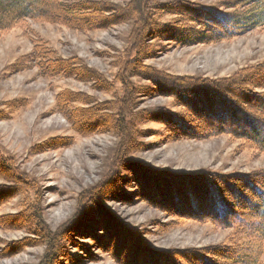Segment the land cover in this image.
I'll return each instance as SVG.
<instances>
[{
  "label": "rangeland",
  "instance_id": "rangeland-1",
  "mask_svg": "<svg viewBox=\"0 0 264 264\" xmlns=\"http://www.w3.org/2000/svg\"><path fill=\"white\" fill-rule=\"evenodd\" d=\"M150 1H181L225 12L244 8L243 5L232 9L221 7L227 0ZM173 18L164 16L160 20ZM133 34L136 30L128 21L108 29L81 31L59 22L27 19L0 36V153L13 159L11 165L16 169L13 168V176H18L14 183L13 178L0 177V185L7 193L15 184L23 188V192L0 207V217L20 213L30 217L18 229L0 227V264H120L108 249H116L111 237L107 241L113 247L105 243L101 225L95 224L99 212L109 213L117 221L118 215L123 222L145 230L141 240L146 239L157 251L223 248L222 244L228 243L233 229L212 222L181 220L134 196L133 186L119 184L128 177L124 170L128 157L147 166L138 167L139 175L145 172L165 177L170 172L242 175L264 170V153L243 140L226 134L204 140H175L165 125L144 119L152 113L150 110L167 108L180 112L183 109L175 105L172 97L142 90V87H154L144 76H130L118 67L127 38ZM151 42L154 49L165 46L158 57L143 59L156 76L171 74L216 83L242 70L264 65V27L192 46L168 45L160 40ZM32 52L36 53L32 55ZM74 57L97 70L101 80H78L66 77L65 73L54 76L39 73L41 63L49 58L71 60ZM18 62L21 63L19 70L12 66ZM135 72L142 73L140 69ZM261 72L264 75V66ZM123 76L126 85L120 81ZM103 86L106 89H100ZM207 97L218 100L212 108L225 105L216 93H208ZM233 105L230 101L223 108L228 109L230 116L245 119ZM117 108L132 135L120 137L115 134L116 130L106 128L78 130V125L92 128L91 115L96 114L94 120L101 122V116L118 114ZM112 126L116 127L114 123ZM56 139L62 143L50 148L51 140ZM123 141L125 146L139 144L140 149L129 151L132 147L123 148ZM126 148L129 149L125 152ZM113 175L116 181L113 183L118 190L126 189L129 199L116 200L113 195L107 198L108 192H117L113 185L103 186L101 191L105 189V192L97 191ZM153 180L151 189L160 185V179ZM25 183L30 186L24 187ZM111 187L114 189L110 190ZM163 195L156 199L162 207V198L169 199ZM176 198L177 202L183 200L181 196ZM171 202H175V197ZM71 233L74 234L69 238ZM17 241L18 248L7 253L8 247ZM130 241L133 251L128 255L119 251L122 261L133 264L127 260L133 256L138 264L142 260V264H149L148 252L142 245H135V240ZM169 259L161 257L157 264H173ZM262 260L264 263V254Z\"/></svg>",
  "mask_w": 264,
  "mask_h": 264
},
{
  "label": "trees",
  "instance_id": "trees-1",
  "mask_svg": "<svg viewBox=\"0 0 264 264\" xmlns=\"http://www.w3.org/2000/svg\"><path fill=\"white\" fill-rule=\"evenodd\" d=\"M123 1L116 3L111 0H0V36L27 19L59 22L81 31L108 29L128 21L132 23L136 34L127 38V46L123 50L118 67L125 73H129L130 76L133 74L144 76L145 79L150 80L154 87H142V90H150L157 96L172 97L175 105L183 109L180 112H174L167 108L150 110L152 113L145 116L144 119L165 125L169 135L175 140H204L226 134L237 140H243L251 147L264 153V75L261 74L264 65L242 70L231 78L210 83L171 74L156 76L149 71L152 69L143 63V59L155 58L164 52L165 46L159 49L153 48L151 42L153 40L166 41L168 45L173 43L180 46H192L229 39L264 27V0H227L222 2L221 7L225 9H232L238 5L244 6L242 11L236 12H225L181 1L168 3L160 1L151 3L150 0ZM164 16L175 18L161 21L160 19H163ZM37 48L38 45L35 49ZM52 52L55 56V51ZM35 53L32 52V55ZM41 64V70H39L41 76L65 73L66 77H77L78 80H101L97 76L99 74L97 70L86 65L79 57H74L71 60L49 58ZM13 65H15L14 69L19 70L21 63ZM136 69H140L142 73L135 72ZM120 81L124 85L128 84L124 76L120 78ZM213 88L220 90H210ZM100 89L106 88L103 86ZM208 93L218 94L220 101L225 105L233 101V107L236 106L245 115V119L230 116L228 109L223 108L226 107L225 105L212 108L213 103L218 100L212 97L209 100ZM11 108L15 107L11 106ZM117 111L118 114L101 116V122L94 120L96 114L91 115L93 117L92 128L78 125V130L84 132L83 130L98 131L106 128L116 130L115 134L120 137L126 134L130 135V130L127 131L128 122L120 119L122 113L118 108ZM1 118H5V116H1ZM112 123L116 127L112 126ZM125 141L121 144L123 148L132 147L131 149L126 148L125 152L127 149L129 151L140 149L139 144L132 142L125 146ZM50 143H52L50 148H55L62 141L56 139L51 140ZM125 152L123 154L127 156ZM12 163L14 164L12 158L0 153V177L6 180L13 178L14 183L15 177L18 176H13L15 168L11 165ZM140 163L130 157L126 158L124 170L128 177L124 179V183L119 182L122 186H133L136 189L134 196H139L148 204H152L155 208L162 209L167 214L181 220L212 222L233 229V233L229 237L228 243L222 244L223 248L210 246L157 251L149 245L146 239L144 242L141 240L144 238L145 230L131 223L123 222L117 213L115 214L120 219L118 221L109 213L101 214L99 212V219L95 221V224L101 225L104 231L103 238L106 237L105 243L113 247L107 241L111 237L112 244L116 249H108L120 264L126 263L119 257V251L122 250L123 255H128L130 251H133L130 239L135 240V245L137 243L142 245V249L148 252L150 258L147 262L149 264L159 263V259L164 256L166 260L170 258L173 264H264L262 260L264 254V170L242 175L237 173L207 175L202 172H170L167 177L162 176L163 174L160 177L156 173L152 175L148 172L139 175L138 167H143V169L147 167ZM116 164L120 165V162L117 161ZM157 172L162 173L160 170ZM150 174L154 178L151 179ZM156 178L160 179V185L151 189L153 179ZM105 182L97 191L100 192L105 185L107 187L113 185L117 189L115 193L108 192L107 198L112 195L116 200H122L124 197L130 198L126 189L118 190L117 184L113 183L116 182L114 175ZM29 186V183H25L24 187ZM114 187H111L110 190H113ZM7 189L9 190L11 187ZM104 190L100 193L105 192ZM21 192H23V188H18L16 184L9 193L5 187L0 185V207ZM161 194L169 198L167 200L162 198L163 207L156 200ZM179 196L183 198L181 202H177L176 197ZM174 197L175 202L172 203L171 198ZM28 218L30 217L24 213L1 216L0 227L18 229L21 227L20 224L25 223ZM107 233L109 234L107 235ZM73 234L71 233L69 238ZM18 242L8 247L7 253L10 250H16ZM55 250L57 251L58 248L56 247ZM127 260L130 263L138 264L133 256L132 259L128 257ZM142 262L143 260L141 264Z\"/></svg>",
  "mask_w": 264,
  "mask_h": 264
}]
</instances>
